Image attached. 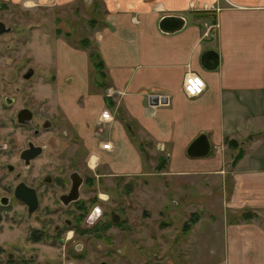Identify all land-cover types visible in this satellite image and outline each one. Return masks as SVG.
<instances>
[{"label": "crops", "instance_id": "obj_1", "mask_svg": "<svg viewBox=\"0 0 264 264\" xmlns=\"http://www.w3.org/2000/svg\"><path fill=\"white\" fill-rule=\"evenodd\" d=\"M0 1L57 11L53 43L43 42L40 61L48 52L51 98L81 137L90 168L146 177L166 155L156 174L177 176L194 189L181 194L182 211L190 205L187 215L198 216L182 241L186 262L195 260L192 253L202 261L205 251L216 264H264V0ZM79 21L88 34L69 41L77 30L69 23ZM82 39L89 45L81 47ZM91 50L102 61V80ZM187 72L204 82L198 96L183 93ZM104 109L108 121L100 119ZM199 134L210 152L190 158L186 148ZM225 139L244 150L232 168ZM144 140L149 162L138 149ZM243 210L256 216L231 217Z\"/></svg>", "mask_w": 264, "mask_h": 264}, {"label": "rangeland", "instance_id": "obj_2", "mask_svg": "<svg viewBox=\"0 0 264 264\" xmlns=\"http://www.w3.org/2000/svg\"><path fill=\"white\" fill-rule=\"evenodd\" d=\"M56 12L55 9L52 13L50 10H20L16 5L0 7V21L10 27L7 34L0 35V141L5 140L7 135H13L17 145H20L24 139L22 135H30L28 131L16 127L13 119L14 111L23 102L36 113V121L40 115L41 119L47 117L52 121H59V112L51 98L49 86L53 72L50 68L49 53L45 54L48 60L44 64L40 61L43 51L40 47L44 46L43 42H47L49 46L53 43ZM69 16L68 13L67 18ZM60 20L64 21V18ZM81 23H69L71 28L77 29L69 41L87 36V28H81ZM27 66L35 73L29 81L24 82L18 74ZM6 96L13 99L10 106L4 105L3 98ZM57 124L63 128L69 127H65L60 121ZM68 132L71 133L69 135H75L73 131ZM41 135V143L47 145L40 159L41 174L58 176L61 174L60 169H65L64 165L69 156L67 154L77 143L72 140L66 153L65 142L60 138L62 134L55 133V129H49L41 130ZM143 143L145 151L141 156L146 162L152 158L148 153L151 145L147 140ZM2 161L0 159V162ZM99 172L100 169L95 170V173ZM158 172H151L152 175L146 177L102 175L93 177L96 180L92 187H83L81 196L95 197L96 205L102 213L104 212L103 217L113 211L121 220L126 221L127 228L124 230L118 227L110 228L107 232L109 242L97 240L92 236L80 238L74 234L67 239L65 231L62 235L63 241L54 246L47 241L32 243L27 240L26 235L30 225L35 223L26 221L22 216L21 207L15 205L11 211L3 214L0 221V264H7V260H13L15 263L31 260L30 264H97L102 259L109 264H188V253L182 244L184 236L181 234V228L189 219L191 213L187 214L192 206L187 205V209L182 211L181 194L182 191L194 192V189L192 186L190 189L183 187L185 181L177 176H161L156 174ZM83 173L90 176L93 174L86 169ZM60 191L61 189L54 185L51 188L43 187L41 191L40 214L41 218L48 222L49 229L65 217L55 200V193ZM44 207L50 211L44 213ZM80 245L84 250V257L79 261L69 259L66 247H75L78 252L81 250ZM8 254L11 257H7ZM202 255L200 261L196 253H192L195 259L192 264H216L215 257L210 261L207 252L204 251Z\"/></svg>", "mask_w": 264, "mask_h": 264}, {"label": "flooded vegetation", "instance_id": "obj_3", "mask_svg": "<svg viewBox=\"0 0 264 264\" xmlns=\"http://www.w3.org/2000/svg\"><path fill=\"white\" fill-rule=\"evenodd\" d=\"M7 5L0 1V7L5 8ZM63 24V23H62ZM10 27L5 26L0 21V35L7 34ZM34 70L27 66L18 74L20 78L27 82L34 75ZM5 106H10L13 102L12 98L4 97ZM35 112L27 103L18 107L13 113V119L16 127L22 128L29 132L30 135H22L24 138L22 144L17 145L13 135H7L5 140L0 141V221L3 214L11 211L15 205L20 206L23 218L28 221H34L35 225H30L27 231V240L32 243L47 241L54 246L63 241L62 235L67 233V239L72 234L74 236L85 238L92 236L97 240L109 242L110 228L118 227L122 230L126 229L125 219L120 218L113 211H110L103 217L104 212L96 205L95 197L83 198L81 196L83 187L90 188L91 177H100V173L87 164V149L83 145L79 135H69V127L63 128L57 124L59 121L68 125L66 118L59 112L57 115L59 121L47 117L41 119V115L37 118ZM58 114V113H56ZM11 118V117H10ZM55 129V133H60L62 142H65L64 150H66L72 140H75L77 146L67 154L68 159L64 165L65 169H60L61 174L51 176L49 174H41V155L47 145L41 143V130ZM68 130V131H67ZM55 138V135H54ZM67 153V150H66ZM91 171L90 176L84 174V170ZM96 180V179H94ZM78 182L77 190L73 193V185ZM55 187L61 189L59 193H55V200L65 213V217L60 223H55L49 229L46 219L41 218V191L43 187ZM43 212H49L47 207L43 208ZM81 247V245H80ZM77 252L76 248L67 246L65 251L67 257L71 260H81L84 257L82 247ZM148 255V254H147ZM7 257H11L10 254ZM31 260H23L16 262L7 260V264H30ZM49 264V262H47ZM97 264H109L106 260H100Z\"/></svg>", "mask_w": 264, "mask_h": 264}, {"label": "trees", "instance_id": "obj_4", "mask_svg": "<svg viewBox=\"0 0 264 264\" xmlns=\"http://www.w3.org/2000/svg\"><path fill=\"white\" fill-rule=\"evenodd\" d=\"M200 14H203V13H200ZM79 45L81 47H86L89 45V43H88L87 39H82L79 41ZM88 56H89L91 66H92L95 74H97L98 77L102 80V78L104 77V73L102 71L103 64H102L101 59L99 58L98 53L94 50H91L89 52ZM225 144L229 150L233 151V155L231 156V160L229 163V167L232 168L236 165L238 160L242 157L244 150H243V148H241L239 146L238 141L234 140V139H225ZM143 145H144L143 142L138 143L139 152H140V154L144 155L145 150L143 149ZM156 160H157V164H156L155 170L161 171V169H163L165 167V164L167 162V156L166 155H159ZM90 184L91 185L94 184L93 177L90 178ZM255 216H256L255 213H253L250 210H243V211H240L238 213L231 215V217L241 218L244 220H249ZM197 219H198V216L195 212L190 214L189 219L184 223V225L181 228L182 236H184L188 233V231L190 230L192 225L197 221Z\"/></svg>", "mask_w": 264, "mask_h": 264}, {"label": "built area", "instance_id": "obj_5", "mask_svg": "<svg viewBox=\"0 0 264 264\" xmlns=\"http://www.w3.org/2000/svg\"><path fill=\"white\" fill-rule=\"evenodd\" d=\"M204 88V82L201 77L194 72H187L183 78L182 90L186 97H195L202 93ZM100 119L102 121H108L111 119V115L108 110L104 109L100 113ZM110 143L103 142L101 148L109 149Z\"/></svg>", "mask_w": 264, "mask_h": 264}, {"label": "water", "instance_id": "obj_6", "mask_svg": "<svg viewBox=\"0 0 264 264\" xmlns=\"http://www.w3.org/2000/svg\"><path fill=\"white\" fill-rule=\"evenodd\" d=\"M130 134L132 135L131 127L129 124H125ZM133 136V135H132ZM210 152V143L204 134L197 135L187 146L186 155L190 158L204 157ZM78 182L73 185V193L77 190Z\"/></svg>", "mask_w": 264, "mask_h": 264}]
</instances>
